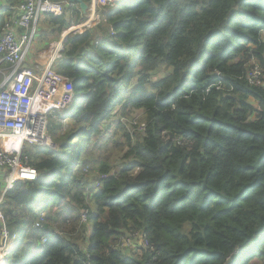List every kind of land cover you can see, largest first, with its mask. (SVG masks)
<instances>
[{
  "label": "trees",
  "instance_id": "obj_1",
  "mask_svg": "<svg viewBox=\"0 0 264 264\" xmlns=\"http://www.w3.org/2000/svg\"><path fill=\"white\" fill-rule=\"evenodd\" d=\"M97 14L54 62L74 87L49 117L56 147L27 144L39 176L0 203L6 264H264V0H99ZM86 18L46 14L36 40Z\"/></svg>",
  "mask_w": 264,
  "mask_h": 264
},
{
  "label": "built area",
  "instance_id": "obj_2",
  "mask_svg": "<svg viewBox=\"0 0 264 264\" xmlns=\"http://www.w3.org/2000/svg\"><path fill=\"white\" fill-rule=\"evenodd\" d=\"M72 5L68 0H23L12 17L5 15L0 33V184L3 189L0 203L18 181L38 178L39 172L28 164V157L24 155L25 143L51 146L47 132L49 117L73 102L72 81L53 67L54 62L63 57V35L50 43L51 57L44 67L26 65L31 46L36 43L42 16H60L64 6ZM87 26L90 25L84 27ZM261 74L258 64H255L249 72V79L260 84ZM140 127L144 129L145 124ZM1 219L3 214L0 210ZM1 235L4 242L0 244L3 252L0 264H5L10 250L7 244L16 236L11 237L5 228ZM138 235L137 232L131 233L124 243L133 242Z\"/></svg>",
  "mask_w": 264,
  "mask_h": 264
},
{
  "label": "rangeland",
  "instance_id": "obj_3",
  "mask_svg": "<svg viewBox=\"0 0 264 264\" xmlns=\"http://www.w3.org/2000/svg\"><path fill=\"white\" fill-rule=\"evenodd\" d=\"M99 4V0H96V19H95V21L94 22H91L89 25L90 26H94V25H96L95 23H96V20H97V22H99V17H98V14H97V5ZM90 6H92V0H91V3H90ZM89 14L90 15H92V13H90V12H88V14H87V18H86V20L88 19V17H89ZM45 18V15H43L42 16V18L40 19V20H43ZM43 21H45V20H43ZM42 22V21H41ZM39 26H41V27H44V25H39ZM87 27H89V26H87ZM84 29H85V27H83V28H81L80 30H78V31H75V32H73V33H76V32H81V31H84ZM69 30V29H68ZM63 35V34H62ZM62 35H61V37H62ZM55 40H57V39H53V41H55ZM52 40H50L49 42H47V43H49V45H48V47H45V48H49L50 47V43L51 42H53ZM36 42L37 43H39L40 44V42H39V40H36ZM35 47H36V43L35 44H33L32 46H31V49H30V55L33 53V50H35ZM39 47H40V45H39ZM43 47V46H42ZM38 49V48H37ZM170 73V70L168 69V68H165V67H163L162 69H160L159 71H155V72H152V79H153V81H157V80H159V79H161V78H163V77H165V76H167L168 74ZM137 113H139V112H135L134 113V115L133 116H137L138 114ZM116 118V115H114V116H112V118L111 119H109L108 121H105L104 123H103V126L106 128L107 126H110L111 128L113 127V126H115V122H114V119ZM123 121H126L125 119H123ZM66 126H65V130H68L69 128H71L72 127V125H73V122L72 121H70V120H67L66 122ZM27 144H29V143H25V147H26V145ZM85 171V170H84ZM1 191H3V189H2V187H1V185H0V197L2 196V192ZM52 220H54V219H52ZM54 224H56L58 227H61V229L63 230V232H65L66 234H67V236H70L73 240H75V241H78L79 240V238H81L82 237V235H83V233H84V231H85V229L84 228H79L78 230H77V232L76 233H74V234H70V233H72L71 232V230H72V227H71V224H70V222L69 223H67V224H62L61 226H60V224L58 223V222H56V220H54ZM92 222L90 221L89 222V230L91 231L92 230ZM33 240V237L31 236H27V238H26V241L27 242H25V244L26 245H29L30 243H31V241ZM10 241H12L13 243H14V240H11L10 239ZM9 241V242H10ZM41 246V242L39 241L38 242V246L37 247H35L34 248V252L35 251H37L38 249H39V247Z\"/></svg>",
  "mask_w": 264,
  "mask_h": 264
},
{
  "label": "crops",
  "instance_id": "obj_4",
  "mask_svg": "<svg viewBox=\"0 0 264 264\" xmlns=\"http://www.w3.org/2000/svg\"><path fill=\"white\" fill-rule=\"evenodd\" d=\"M21 1L22 0H0V24L3 21V17L5 15H8L11 13V10H10L11 6L16 7L19 5V3ZM64 7L67 8V6H64ZM0 33H1V31H0ZM39 45H40V47H39ZM42 46H43V43L39 44L36 42L35 50H33V53L31 55L29 54V57L26 60V65H28L30 67H33L36 65L44 67L48 63V61L50 60V57H51V52H50L49 48H45L44 46L43 47Z\"/></svg>",
  "mask_w": 264,
  "mask_h": 264
},
{
  "label": "bare ground",
  "instance_id": "obj_5",
  "mask_svg": "<svg viewBox=\"0 0 264 264\" xmlns=\"http://www.w3.org/2000/svg\"><path fill=\"white\" fill-rule=\"evenodd\" d=\"M96 0H94V4L91 6V11H90V13H92V15H90L89 14V17H88V19L85 21V23H82V24H79V25H73L72 27H70L69 28V30H66L65 32H64V34H63V38L64 39H66V37L70 34V33H72V32H74V31H76V30H78V29H81V28H83L85 25H88V24H90L91 22H94L95 21V17H96ZM92 19V20H91ZM91 20V21H90ZM49 50H50V52H51V50H52V47L51 48H49ZM12 248V245L10 244V245H8L7 246V249H11ZM2 255H3V252L2 251H0V261L2 260L1 259V257H2ZM3 263V262H2Z\"/></svg>",
  "mask_w": 264,
  "mask_h": 264
},
{
  "label": "water",
  "instance_id": "obj_6",
  "mask_svg": "<svg viewBox=\"0 0 264 264\" xmlns=\"http://www.w3.org/2000/svg\"><path fill=\"white\" fill-rule=\"evenodd\" d=\"M70 2L72 4H78L79 7H80V9L82 10V12L84 14H86V15L91 10L90 4L87 1H85V0H70ZM66 39H67V37H66ZM66 39H65V41H66ZM51 146L52 147H56V145L54 143H52ZM3 242H4V237H3V235H1V237H0V244H2Z\"/></svg>",
  "mask_w": 264,
  "mask_h": 264
},
{
  "label": "clouds",
  "instance_id": "obj_7",
  "mask_svg": "<svg viewBox=\"0 0 264 264\" xmlns=\"http://www.w3.org/2000/svg\"><path fill=\"white\" fill-rule=\"evenodd\" d=\"M51 147H52V146H51ZM53 148H54V147H53ZM10 244L12 245V248L9 250V253L12 251V249H13L14 246H15V240H14V243H13L12 241L8 242L7 246L10 245ZM9 253H8V254H9ZM8 254H7V255H8ZM6 260H7V256H6ZM5 264H6V263H5Z\"/></svg>",
  "mask_w": 264,
  "mask_h": 264
}]
</instances>
